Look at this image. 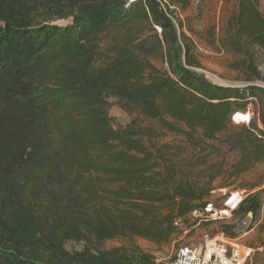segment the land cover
Listing matches in <instances>:
<instances>
[{
	"label": "trees",
	"instance_id": "trees-1",
	"mask_svg": "<svg viewBox=\"0 0 264 264\" xmlns=\"http://www.w3.org/2000/svg\"><path fill=\"white\" fill-rule=\"evenodd\" d=\"M193 1L0 0V264H155L136 247L101 246L170 245L217 190L244 193L219 232L234 240L249 221L248 264H264L260 0H235L220 41L262 84L244 88L190 71L201 64L180 17ZM110 101L128 124H114Z\"/></svg>",
	"mask_w": 264,
	"mask_h": 264
},
{
	"label": "rangeland",
	"instance_id": "rangeland-1",
	"mask_svg": "<svg viewBox=\"0 0 264 264\" xmlns=\"http://www.w3.org/2000/svg\"><path fill=\"white\" fill-rule=\"evenodd\" d=\"M259 10L264 16V0L259 1ZM235 12V0H195L191 4V9L186 16V19L185 17H180V20L183 21L184 24L188 23L190 25L191 31L189 32L187 28H185L183 32L192 40L195 55L201 64L200 69H190V71L197 77L203 78L213 85L239 88H244L248 85L262 87L261 83H250L244 70H238L241 64L240 58L231 55L220 46L221 39L225 37V30L228 22ZM176 29L178 30L179 28L176 26ZM109 42V39L103 41L102 46L105 47ZM156 66L167 70V66L161 65L160 61L156 62ZM256 69L264 79V52L257 53ZM254 112V105H250L247 112L243 115L248 116L249 120L254 116ZM108 114L109 117L112 118L114 124L118 126H125L130 121V118L119 110L112 101H110ZM232 120L235 124H246L245 122L238 123L237 115L235 118L233 117ZM163 143L179 144L180 140L173 137H167L163 140ZM259 171L255 173L252 172L243 177V182L248 183V186L253 185V183L256 182L257 173H259ZM263 187H261V189ZM233 195H239L242 198L244 193L235 192ZM230 198H225L224 191H215L209 199L210 203H212V211L207 214L208 218L200 220L195 219L190 215L188 217V226L186 225L187 227L183 228L181 233L170 245L158 247L141 239H127L106 242L101 246V249L110 250L118 247H136L150 255L155 260H162L170 256L180 245L195 248L199 247L202 243L203 237L208 235L209 237H215L228 243L233 241V243H231L232 245L240 246L244 250L242 260L243 262H246L250 254L255 253V248H257L256 245L258 241H254L253 238H251L254 231L249 230L247 235L238 234V237L234 240L224 238L223 234L219 232L218 222L228 219L221 218L219 214L223 211L224 204L228 201L226 204L227 207H235L234 205L236 201ZM210 222L211 224L207 225ZM246 245L251 247L254 246L249 249ZM65 248L70 252L80 251L82 250L83 245L69 242L65 245Z\"/></svg>",
	"mask_w": 264,
	"mask_h": 264
},
{
	"label": "built area",
	"instance_id": "built-area-1",
	"mask_svg": "<svg viewBox=\"0 0 264 264\" xmlns=\"http://www.w3.org/2000/svg\"><path fill=\"white\" fill-rule=\"evenodd\" d=\"M248 122L249 120L245 123L247 124ZM243 198L244 195L242 198L240 197V201L243 200ZM227 202L224 204L223 211L219 213L220 217H223L224 219L229 218L233 210L238 205L237 204L235 207L229 208L226 206ZM211 211V205H209L206 207L204 212H193L191 215L195 219L203 220L208 218L207 214ZM248 223L249 221L244 222L240 226L241 229L239 232L241 234L246 235L248 233L246 232ZM231 243H233V241H231ZM231 243L206 235L203 237L202 243L199 247L195 248L180 245L170 256L162 260H155V264H248L250 256L247 258L248 261L246 260V262H243L242 254L244 250L240 246H234Z\"/></svg>",
	"mask_w": 264,
	"mask_h": 264
},
{
	"label": "bare ground",
	"instance_id": "bare-ground-1",
	"mask_svg": "<svg viewBox=\"0 0 264 264\" xmlns=\"http://www.w3.org/2000/svg\"><path fill=\"white\" fill-rule=\"evenodd\" d=\"M247 120H248V116H245L243 114L238 115V122H246ZM231 198L236 201L235 205H237V203L240 201V197L239 196H233Z\"/></svg>",
	"mask_w": 264,
	"mask_h": 264
},
{
	"label": "crops",
	"instance_id": "crops-1",
	"mask_svg": "<svg viewBox=\"0 0 264 264\" xmlns=\"http://www.w3.org/2000/svg\"><path fill=\"white\" fill-rule=\"evenodd\" d=\"M247 235V234H246Z\"/></svg>",
	"mask_w": 264,
	"mask_h": 264
}]
</instances>
